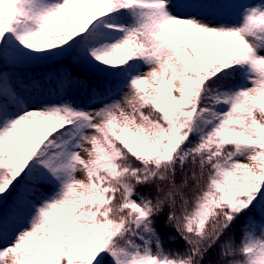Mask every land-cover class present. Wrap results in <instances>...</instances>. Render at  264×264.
<instances>
[{
    "label": "snow or ice",
    "instance_id": "snow-or-ice-1",
    "mask_svg": "<svg viewBox=\"0 0 264 264\" xmlns=\"http://www.w3.org/2000/svg\"><path fill=\"white\" fill-rule=\"evenodd\" d=\"M0 264H264V0H0Z\"/></svg>",
    "mask_w": 264,
    "mask_h": 264
},
{
    "label": "trees",
    "instance_id": "trees-1",
    "mask_svg": "<svg viewBox=\"0 0 264 264\" xmlns=\"http://www.w3.org/2000/svg\"><path fill=\"white\" fill-rule=\"evenodd\" d=\"M45 69H43V68H40V69H32V71L33 72H36V71H44ZM158 227L161 229V231H162V233H163V220H161L160 221V224L158 225ZM165 247L166 248H176L177 247V245H174V244H170V243H168L167 241H166V243H165ZM181 250H182V244H181Z\"/></svg>",
    "mask_w": 264,
    "mask_h": 264
}]
</instances>
